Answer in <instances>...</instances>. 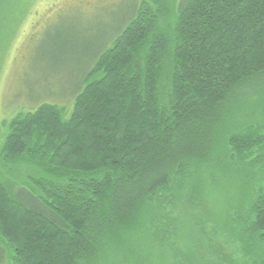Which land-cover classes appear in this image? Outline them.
Returning <instances> with one entry per match:
<instances>
[{
  "label": "trees",
  "instance_id": "1",
  "mask_svg": "<svg viewBox=\"0 0 264 264\" xmlns=\"http://www.w3.org/2000/svg\"><path fill=\"white\" fill-rule=\"evenodd\" d=\"M38 1L0 0V59ZM121 17L70 111L2 122L0 264H264V109L228 120L264 83V0ZM223 167L245 175L229 200Z\"/></svg>",
  "mask_w": 264,
  "mask_h": 264
},
{
  "label": "rangeland",
  "instance_id": "2",
  "mask_svg": "<svg viewBox=\"0 0 264 264\" xmlns=\"http://www.w3.org/2000/svg\"><path fill=\"white\" fill-rule=\"evenodd\" d=\"M135 1L37 2L1 53L0 141L6 133L2 122L20 112L32 111L43 103L72 109L76 85L86 69L89 53L101 47L103 38L120 25L121 16ZM248 94V105L241 108V101L238 102L228 116L232 125L264 109V83ZM212 173L213 183H208L213 190H221L225 200L239 191L245 176L224 167Z\"/></svg>",
  "mask_w": 264,
  "mask_h": 264
}]
</instances>
